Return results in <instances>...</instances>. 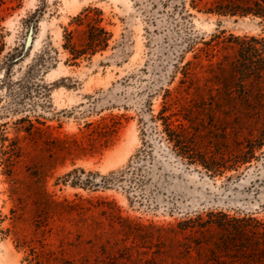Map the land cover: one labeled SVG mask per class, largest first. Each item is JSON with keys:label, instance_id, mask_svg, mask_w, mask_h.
Wrapping results in <instances>:
<instances>
[{"label": "rangeland", "instance_id": "1", "mask_svg": "<svg viewBox=\"0 0 264 264\" xmlns=\"http://www.w3.org/2000/svg\"><path fill=\"white\" fill-rule=\"evenodd\" d=\"M191 1H4L0 264H187L169 232L181 222L211 211L264 220V158L213 176L182 159L157 120L164 104L199 106V85L208 99L204 79L184 81L187 62L206 77L209 60L234 56L218 42L263 33L253 17ZM88 7L103 11L113 39L73 61L65 32ZM201 124L219 136L212 120Z\"/></svg>", "mask_w": 264, "mask_h": 264}, {"label": "trees", "instance_id": "2", "mask_svg": "<svg viewBox=\"0 0 264 264\" xmlns=\"http://www.w3.org/2000/svg\"><path fill=\"white\" fill-rule=\"evenodd\" d=\"M4 1L0 0V7ZM191 7L222 17H253L259 20L263 33L231 35L227 41L218 42L224 44V50L233 49L234 56L209 60L206 77L195 74L198 67L205 66L187 62L182 68L184 81L201 83L204 79L208 99L199 85L197 89L202 91L197 95L204 99L199 100V106L184 108V114L164 104L157 120L162 122L167 142L190 164L219 177L238 173L243 167L249 170L264 158V0H192ZM103 16L101 9L88 7L72 20L76 28L66 30L63 45L71 60L91 59L108 50L113 34L103 25ZM2 21L0 17V29ZM3 50L0 46V55ZM203 118L217 125L218 137L209 129L203 132ZM169 232L177 238L175 244L183 249L187 264H264V220L252 215L211 211L185 220Z\"/></svg>", "mask_w": 264, "mask_h": 264}, {"label": "water", "instance_id": "3", "mask_svg": "<svg viewBox=\"0 0 264 264\" xmlns=\"http://www.w3.org/2000/svg\"><path fill=\"white\" fill-rule=\"evenodd\" d=\"M33 27H34V23H32V25H31L30 34H29L27 42H26V49L30 48L32 45V42H33V37H32L33 30H34ZM18 59H19V57H18Z\"/></svg>", "mask_w": 264, "mask_h": 264}]
</instances>
